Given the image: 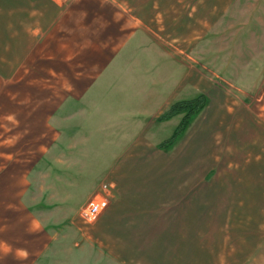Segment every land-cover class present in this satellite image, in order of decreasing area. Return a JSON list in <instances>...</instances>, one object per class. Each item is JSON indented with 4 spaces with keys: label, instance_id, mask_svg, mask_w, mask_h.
I'll use <instances>...</instances> for the list:
<instances>
[{
    "label": "rangeland",
    "instance_id": "obj_1",
    "mask_svg": "<svg viewBox=\"0 0 264 264\" xmlns=\"http://www.w3.org/2000/svg\"><path fill=\"white\" fill-rule=\"evenodd\" d=\"M41 1L73 39L0 0V264H264V0Z\"/></svg>",
    "mask_w": 264,
    "mask_h": 264
},
{
    "label": "crops",
    "instance_id": "obj_2",
    "mask_svg": "<svg viewBox=\"0 0 264 264\" xmlns=\"http://www.w3.org/2000/svg\"><path fill=\"white\" fill-rule=\"evenodd\" d=\"M30 1L31 0H15V3H17V5H15L13 7L16 10L15 11L16 13L13 17V23L16 25V27L18 26L16 28V34L20 35V37H16V39L23 40L25 38H28V35H29L28 33H30V34L35 33L37 37H42L45 35V33L48 34L50 29L52 30L51 35L53 36V38H56V39L58 38V40H62L65 38L66 33H69V39H73V36H72L73 34L71 35V33L74 32L75 25H76V24H74L76 21L75 16H72V17H70V16L69 17L58 16L57 17L54 14L53 16H56V17L55 18H53L52 16L50 17L51 20H50V25H49L48 29L40 28L39 25H41V24H39V25H36L37 26L36 29L33 27V29L35 30L34 32H30L29 28H30V26H33V23H31V21H30V15L31 16L38 15L37 11L39 10L38 7H36L34 9V7H32V6L26 8L25 4L28 5L30 3ZM32 1L34 2V0H32ZM35 1H37V3L38 2H40V3L44 2L41 0H35ZM21 5H23V7H18ZM15 7H17V8H15ZM42 17L45 18V15ZM41 23H43V22H41ZM40 30H42V32H39ZM86 99L87 98H85L83 96L79 97V98H77L76 96H74V97L70 96V97L65 99V102H62L60 104V105H62L65 103V104H67V107L62 109L61 106H59L58 108L52 110L51 115H55L56 119L59 118L60 120L63 119V120L71 121L72 119H74V116L81 114V112L83 113V112L87 111L85 106L87 105L88 102H84V101H86ZM95 109H96V111L92 114H95L98 116L100 114L99 110L101 111V109H99V108H95ZM92 117L94 118V116H92ZM97 149L99 151H101L102 153H103V151L107 150V148H97ZM106 158H107V156L99 157L96 163H98V162L102 163V161H105ZM102 166L103 165H101V168H102ZM104 166H103V168H107L106 165H104ZM89 211H87L85 213L86 216H89Z\"/></svg>",
    "mask_w": 264,
    "mask_h": 264
},
{
    "label": "trees",
    "instance_id": "obj_3",
    "mask_svg": "<svg viewBox=\"0 0 264 264\" xmlns=\"http://www.w3.org/2000/svg\"><path fill=\"white\" fill-rule=\"evenodd\" d=\"M205 105V96L201 94L194 99L178 102L174 104L169 110L164 112V114L159 117V120L170 119L171 117L182 112L185 113V116L174 130L172 136L166 142L161 144V147L166 148L171 146V144H173L185 131L190 123L191 118H193V116L196 115L201 109H203Z\"/></svg>",
    "mask_w": 264,
    "mask_h": 264
}]
</instances>
